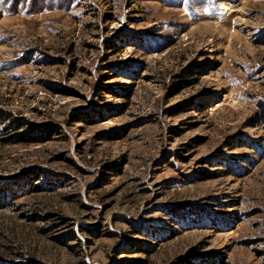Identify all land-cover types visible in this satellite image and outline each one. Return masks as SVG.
<instances>
[{
  "label": "rangeland",
  "instance_id": "rangeland-1",
  "mask_svg": "<svg viewBox=\"0 0 264 264\" xmlns=\"http://www.w3.org/2000/svg\"><path fill=\"white\" fill-rule=\"evenodd\" d=\"M0 264H264V0H0Z\"/></svg>",
  "mask_w": 264,
  "mask_h": 264
},
{
  "label": "trees",
  "instance_id": "trees-1",
  "mask_svg": "<svg viewBox=\"0 0 264 264\" xmlns=\"http://www.w3.org/2000/svg\"><path fill=\"white\" fill-rule=\"evenodd\" d=\"M16 126H18V124L16 123V122H13L12 123V126H11V128H14V127H16ZM21 136V135H20ZM15 137H18V136H15ZM21 140H22V138H20ZM5 197V196H4ZM3 199V198H2Z\"/></svg>",
  "mask_w": 264,
  "mask_h": 264
}]
</instances>
